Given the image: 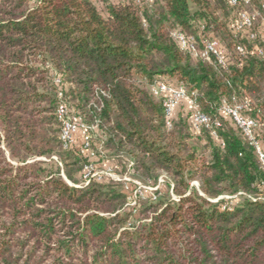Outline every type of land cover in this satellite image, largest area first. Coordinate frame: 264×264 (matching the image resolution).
Instances as JSON below:
<instances>
[{
  "label": "trees",
  "instance_id": "1",
  "mask_svg": "<svg viewBox=\"0 0 264 264\" xmlns=\"http://www.w3.org/2000/svg\"><path fill=\"white\" fill-rule=\"evenodd\" d=\"M219 2L239 10L228 0H0V264H264V170L220 110L225 97L247 102L264 148V38L236 33L234 16L227 33ZM175 28L199 47L221 33L228 65L183 51ZM160 78L183 82L210 126L196 132L185 103L168 126L151 88ZM60 92L97 122L103 158L130 162L143 181L165 175L177 199L142 202L137 223L121 184L77 186L87 158L64 145ZM236 194L231 208L213 201Z\"/></svg>",
  "mask_w": 264,
  "mask_h": 264
},
{
  "label": "built area",
  "instance_id": "2",
  "mask_svg": "<svg viewBox=\"0 0 264 264\" xmlns=\"http://www.w3.org/2000/svg\"><path fill=\"white\" fill-rule=\"evenodd\" d=\"M138 2H149L151 0H137ZM229 4L233 7H239L236 14V21L234 23V30L236 33L246 34L249 40L256 39L258 32L256 31V17L257 13H251L244 7L250 6L253 0H228ZM261 8L264 10V0H261ZM205 25H200V30H205ZM172 37L177 41L180 48L190 53L195 58H200L209 62L216 63L218 65L226 67L228 65V57L223 53V47L218 45L212 37H208L204 41L203 47H199L198 41L194 35H189L180 28H175L171 31ZM238 55H244L247 49L244 45L239 44L237 46ZM257 53L262 55L264 53L263 48H257ZM152 92L155 97L163 98L165 113L167 118V125L171 126L172 119L175 113L180 107L187 103L191 109V122L192 128L196 132H200L203 127H209L211 124V117L205 113L197 103L194 94H190L188 88L183 82L173 83L171 80L164 78L157 79L151 86ZM220 110L228 115L237 128L243 133L245 138L255 148L259 162L264 170V148L258 139V131L260 125L258 121L248 114V103L242 101L236 95L225 97L222 100ZM58 117L65 122L62 138L66 148H70L74 145V132L77 129L76 123L73 121H65L64 108L58 109ZM217 126L221 125L220 121L216 122ZM214 137H217V133L213 132ZM89 135L86 136V146L89 145ZM160 181H164L160 179ZM156 198V196H154ZM231 199L230 203H225L223 208H231L233 205L240 201L239 194L221 196L214 199L217 202L221 198Z\"/></svg>",
  "mask_w": 264,
  "mask_h": 264
},
{
  "label": "rangeland",
  "instance_id": "3",
  "mask_svg": "<svg viewBox=\"0 0 264 264\" xmlns=\"http://www.w3.org/2000/svg\"><path fill=\"white\" fill-rule=\"evenodd\" d=\"M31 3L34 4L35 0H31ZM260 4L261 0H253V3L250 6H243L242 8H245L251 13H257L256 31L261 38H264V10L261 8ZM217 6H219L217 8L219 12L218 17L222 23H225L224 27L225 30H227L226 32L235 34V32H233V27L230 23V19L233 16L236 19L237 12H234L232 9L223 10L222 4L220 2ZM223 37L224 36L221 33L217 32L212 35L214 41L222 47H224L225 44ZM53 75L54 82L58 86L62 87L63 82L61 74L55 73ZM58 96L60 98L58 109L62 107L64 108L65 121H73L77 125V129L74 132V147H77V149L82 152L83 156L87 158L83 170L77 175L79 181L76 184L77 186L86 185L92 180L99 182H116L121 184L122 189L126 192L128 197L125 209L131 212V221L137 223L142 221V206L140 207L142 202L157 198L159 199L165 196H172L173 199H177V196L173 193V190L170 187V184L168 183L165 175L160 176L158 182L156 183H153L152 181H143L138 177L132 176L130 162L127 164L126 160L113 157L103 158L100 155V151H105L102 148V144L100 142V139L103 138V133L99 129L97 122L88 123L82 112L74 106V103L70 101L68 97H65L61 92L58 94ZM185 104L187 107L189 106L187 103ZM182 107L183 106H181L180 108ZM59 120L62 122L64 130L65 122H63L61 119ZM87 135H89L90 137L89 145L86 146L85 138ZM93 145H96L97 149L94 148ZM54 157L57 159L56 156ZM160 179H163L164 181H160ZM69 182L71 184H74L71 181ZM192 185L199 188L198 180H194L192 182ZM200 193L203 194L201 190ZM154 196H156V198Z\"/></svg>",
  "mask_w": 264,
  "mask_h": 264
}]
</instances>
